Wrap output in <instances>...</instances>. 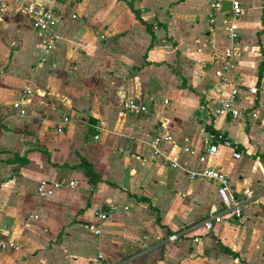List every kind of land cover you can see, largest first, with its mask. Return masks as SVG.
Here are the masks:
<instances>
[{
	"label": "crops",
	"instance_id": "0c3cea01",
	"mask_svg": "<svg viewBox=\"0 0 264 264\" xmlns=\"http://www.w3.org/2000/svg\"><path fill=\"white\" fill-rule=\"evenodd\" d=\"M4 1L0 238L20 248H0V264H264V127L249 116L264 115V0H242L236 20L239 118L214 113L231 90L214 73L232 17L222 9L211 21L216 0H24L55 11L50 50L17 0ZM131 98L149 111L120 115ZM165 132L174 141L156 154ZM217 134L233 144L219 143L214 164L252 196L241 217L210 230L217 186L190 177L203 164L183 148L202 153ZM175 153L176 168L165 158ZM44 178L61 183L46 198Z\"/></svg>",
	"mask_w": 264,
	"mask_h": 264
},
{
	"label": "built area",
	"instance_id": "2783aa9c",
	"mask_svg": "<svg viewBox=\"0 0 264 264\" xmlns=\"http://www.w3.org/2000/svg\"><path fill=\"white\" fill-rule=\"evenodd\" d=\"M224 0H216L213 4V13L211 21L215 22L216 15L222 12V5ZM231 18L227 19V30L229 33L230 44L224 50L223 57L217 62L214 69L216 77L224 84L230 87V93L228 97L221 102V104L215 108L214 113L220 114H231L233 118H239L242 115V111L239 108H235L234 104L241 92L238 85L237 79L233 76V69L236 67L239 56V32L236 20L244 12V5L242 0H231ZM9 9V3L0 0V23L4 21L5 14ZM17 11L23 15L28 16L35 27L44 34L47 42V50L54 47V34L52 33V25L54 23L56 13L52 9H45L40 5L34 3H22L18 4ZM76 17V15H74ZM254 93L257 92V88H250ZM33 93V90L26 88L21 92L20 98L14 103V107L20 109L21 113H25L23 102L29 100V96ZM149 111V105L137 98H131L124 102L123 108L120 111V115H124L126 112L140 114ZM249 116L258 120L262 127H264V115L261 116L258 111H249ZM68 121V119H65ZM174 137L171 133L165 132L158 134L154 137L152 146L156 154L161 153V146L164 144L172 143ZM219 143L225 145H232L228 137L220 135L217 142L208 145L207 149L197 154L196 150L186 145L183 149L186 153L196 155L198 161L203 164V167L199 171H190V177L195 179L196 177H203L212 182L217 186V194L221 203V209L211 217L205 220V226L208 229H214L217 224L222 223L226 218L237 216L241 217L244 213V206L248 201V198L252 196V191L248 188L243 190L236 189L230 180V177L219 167L214 164V159L219 150ZM236 158L241 157L239 151L234 152ZM169 164L176 168L181 166L179 156L175 153L173 155L165 156ZM74 185V181L71 182ZM61 186L60 182L54 181L50 178L42 179L37 187V193L40 197L46 198L55 194L56 189ZM37 215H35L36 217ZM107 213H100L99 218L101 220L107 219ZM87 229L91 230L95 234L101 233V225L98 223H90L86 226ZM179 239V233H172L168 236V240L174 241ZM15 248L19 249L20 245L16 240L0 238V248ZM103 257L102 254H99Z\"/></svg>",
	"mask_w": 264,
	"mask_h": 264
},
{
	"label": "trees",
	"instance_id": "16d2710c",
	"mask_svg": "<svg viewBox=\"0 0 264 264\" xmlns=\"http://www.w3.org/2000/svg\"><path fill=\"white\" fill-rule=\"evenodd\" d=\"M220 135L224 136L223 134H217V135H216L217 140H218V137H219ZM224 137H226V136H224ZM229 140H230V139H229ZM230 141H231V140H230ZM231 143H232V141H231ZM232 144H233V143H232ZM82 165L86 168L87 173H88L89 175H91V176L93 177V179H97V174L93 171L91 165H90L87 161L83 160Z\"/></svg>",
	"mask_w": 264,
	"mask_h": 264
},
{
	"label": "water",
	"instance_id": "95a60500",
	"mask_svg": "<svg viewBox=\"0 0 264 264\" xmlns=\"http://www.w3.org/2000/svg\"><path fill=\"white\" fill-rule=\"evenodd\" d=\"M222 9L225 11H231V9H232L231 0H224L223 5H222Z\"/></svg>",
	"mask_w": 264,
	"mask_h": 264
},
{
	"label": "rangeland",
	"instance_id": "374dc122",
	"mask_svg": "<svg viewBox=\"0 0 264 264\" xmlns=\"http://www.w3.org/2000/svg\"><path fill=\"white\" fill-rule=\"evenodd\" d=\"M15 2L18 3V4L27 3V2H25L24 0H17V1H15Z\"/></svg>",
	"mask_w": 264,
	"mask_h": 264
}]
</instances>
